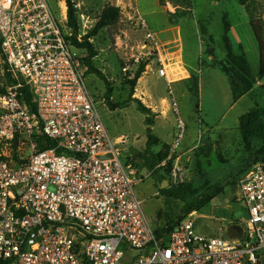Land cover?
Wrapping results in <instances>:
<instances>
[{"label": "built area", "instance_id": "obj_1", "mask_svg": "<svg viewBox=\"0 0 264 264\" xmlns=\"http://www.w3.org/2000/svg\"><path fill=\"white\" fill-rule=\"evenodd\" d=\"M139 21L143 40L133 67L153 66L164 79L177 150L186 124L168 71L172 48L143 16ZM0 36L3 60L22 81L0 95V264H259L263 163L240 180V237L204 236L191 216L158 235L137 192L144 177L121 161L120 139L112 141L89 93L67 14L49 0H0ZM27 86L34 112L22 100ZM37 134L55 147L39 149Z\"/></svg>", "mask_w": 264, "mask_h": 264}, {"label": "rangeland", "instance_id": "obj_2", "mask_svg": "<svg viewBox=\"0 0 264 264\" xmlns=\"http://www.w3.org/2000/svg\"><path fill=\"white\" fill-rule=\"evenodd\" d=\"M72 2L80 23L79 42L94 32L107 5L120 9L116 24L89 38L98 52L94 64L105 81L85 74V83L110 138L120 139L121 161L136 164L144 177L137 192L144 200V212L152 228L168 235L180 221L191 216L200 234L232 239L233 231L246 218L239 198L240 180L254 162L264 165V157L257 154L262 144L254 142V151L249 152L239 130L243 114L257 106L264 107L261 45L256 37L258 33L264 48V0H168L165 4L161 0ZM49 3L56 13L60 7L68 15L65 0ZM140 16L172 48L167 58L174 66L168 71L186 124L185 138H191L177 150H172L178 135L176 115L168 87L153 66L145 68L132 92L131 81L140 69L133 67L132 60L143 40ZM225 35L234 54L246 58L257 82L234 109L236 100L229 74L224 72ZM79 55L84 60L88 53L79 49ZM126 66L130 72L124 71ZM8 87L9 71L0 55V89ZM107 87L112 89L111 103L116 109H111L106 101ZM135 100L151 113L140 112ZM147 119L153 121V126L146 125ZM148 131L156 137L151 156L146 154ZM158 155L166 158L156 163ZM147 158L155 165L153 171L147 167ZM214 192L216 196L201 205L202 199ZM190 207L195 210L187 213ZM262 255L259 264H264V252Z\"/></svg>", "mask_w": 264, "mask_h": 264}, {"label": "trees", "instance_id": "obj_3", "mask_svg": "<svg viewBox=\"0 0 264 264\" xmlns=\"http://www.w3.org/2000/svg\"><path fill=\"white\" fill-rule=\"evenodd\" d=\"M68 5V25L72 29L73 36L69 38L73 44V46L77 49H85L88 53L87 58H85L84 65L87 68L86 74H93L98 76L100 79L105 81L104 75L96 68L94 64V59L98 56V52L95 50L94 45L89 42V38H92L98 34V32L106 27L112 26L116 24L120 19V9L113 5H107L99 18V21L94 29V32L90 34L88 37H85L83 42H79L77 39L78 31H79V19L77 15V11L75 8L74 3L72 0H65ZM168 0H161L162 4H165ZM188 0H182V2H187ZM256 32V31H255ZM256 37L261 45V77L264 76V48L262 45V41L258 33H256ZM224 40L226 42V50H227V66L224 69V72L229 74V79L232 86V94L234 99L237 101L246 94L250 93L255 85L257 84L255 77L253 76L252 70L248 64V61L244 56L235 55L233 52V48L231 46V41L227 35H225ZM0 55L1 53V36H0ZM3 58V57H2ZM9 71V87L16 86L22 81L17 79L10 69L7 67ZM145 70V65H142L138 70L136 77L133 81H131L132 92L136 88L138 80L141 78L143 72ZM7 88L0 89V95L6 92ZM23 93L22 100L23 102L29 106L32 112L35 111L34 103H33V95L31 89L27 87H23L21 89ZM113 96L112 89L107 87L106 93V101L109 103L111 109H116L117 106L111 103V98ZM138 104V109L143 114L149 115L151 113L150 109L146 108L139 100H135ZM146 125L151 127L153 126V121L150 119L146 120ZM239 130L240 135L242 137L244 147L249 152L254 151V142H260L262 147L258 151V156L264 157V107L257 106L250 110L249 112L243 114L240 117L239 121ZM149 133V141L147 143L146 154L151 156L152 154V147L156 145V137ZM35 138L39 144V149L44 150L47 148L55 147V141L49 139L48 137L37 134ZM166 156L158 155L156 163L162 162ZM255 163V162H254ZM154 163L150 158H147V167L150 171L154 170ZM251 167V166H250ZM166 193V192H165ZM217 192L211 193L206 195L202 201L201 205L208 204L215 196ZM195 210V207H190L187 209V213L192 212ZM181 222V221H180ZM176 226L172 228L170 233L174 230ZM158 235H164L156 231ZM170 233L168 235H170Z\"/></svg>", "mask_w": 264, "mask_h": 264}, {"label": "crops", "instance_id": "obj_4", "mask_svg": "<svg viewBox=\"0 0 264 264\" xmlns=\"http://www.w3.org/2000/svg\"><path fill=\"white\" fill-rule=\"evenodd\" d=\"M160 34H163V32H160ZM164 38H167V35L164 36ZM162 39H163V38H162ZM165 40H166V39H163L162 41L165 42V43H167ZM164 82H165V81H164ZM165 85H166V83H165ZM178 85H180V84H179V83L176 84V86H178ZM242 98H243V97H242ZM242 98L235 102V104L232 106V109H234V108L237 106V104L240 102V100H242ZM190 140H191V138H190V136H189V137H187V139L185 138L184 143H188Z\"/></svg>", "mask_w": 264, "mask_h": 264}, {"label": "water", "instance_id": "obj_5", "mask_svg": "<svg viewBox=\"0 0 264 264\" xmlns=\"http://www.w3.org/2000/svg\"><path fill=\"white\" fill-rule=\"evenodd\" d=\"M243 231L242 228L240 226L236 227V229L233 231L231 237L235 238V237H240L242 235Z\"/></svg>", "mask_w": 264, "mask_h": 264}, {"label": "bare ground", "instance_id": "obj_6", "mask_svg": "<svg viewBox=\"0 0 264 264\" xmlns=\"http://www.w3.org/2000/svg\"><path fill=\"white\" fill-rule=\"evenodd\" d=\"M65 8V7H64ZM65 13V12H64Z\"/></svg>", "mask_w": 264, "mask_h": 264}]
</instances>
